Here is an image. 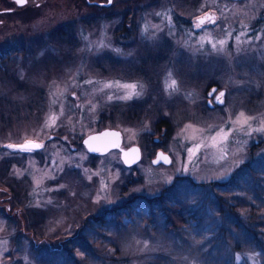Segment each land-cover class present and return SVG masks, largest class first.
<instances>
[{"label": "rangeland", "instance_id": "374dc122", "mask_svg": "<svg viewBox=\"0 0 264 264\" xmlns=\"http://www.w3.org/2000/svg\"><path fill=\"white\" fill-rule=\"evenodd\" d=\"M207 11L218 19L196 29ZM106 127L142 159L89 152ZM261 127L264 0L15 14L0 28V264H264ZM159 148L172 164H153Z\"/></svg>", "mask_w": 264, "mask_h": 264}, {"label": "water", "instance_id": "95a60500", "mask_svg": "<svg viewBox=\"0 0 264 264\" xmlns=\"http://www.w3.org/2000/svg\"><path fill=\"white\" fill-rule=\"evenodd\" d=\"M111 2H112V0H111ZM216 17H217V14L215 12L214 13L207 12L206 14L201 15L197 18V26L199 27V26L203 25L205 20H207L209 18H210L211 22L214 23L216 21ZM201 20H203L202 24H201ZM217 89H218V86H216V85L213 86L211 88V90L209 91V96L212 97ZM225 92H226V89H221L218 92L217 96H220L221 93L225 94ZM209 101L211 102V99H209ZM160 140H161V138L158 136H156L154 138V141H156V142H159ZM26 143H23L21 145H24ZM33 143L39 144L38 142H33ZM83 143L86 146V148L88 149V151H90L92 153L104 154V153L109 152L111 149H115V148L120 149L121 150V159L126 166H133L142 159V148H141V146L138 144H133V145H130L128 147H124L122 145L123 144V133L120 129H117V128L106 127V128H103L99 131L90 133L89 135L84 137ZM31 148L38 149L35 147H31ZM93 149H95V150H93ZM152 162L154 165H159V164L170 165L173 162V157L171 156V154L169 152L163 150L162 148H159L157 150L156 155L153 158ZM1 191H7L9 196H7L6 199L7 200L11 199L10 191H8V190H6V188L0 186V192ZM1 201H2V199H1ZM1 201H0V205L2 203ZM9 208H11L10 204H9ZM9 208H8V210L10 211L11 209H9ZM19 210L22 211L21 208H19ZM16 212H17V210H16Z\"/></svg>", "mask_w": 264, "mask_h": 264}, {"label": "flooded vegetation", "instance_id": "af4514ba", "mask_svg": "<svg viewBox=\"0 0 264 264\" xmlns=\"http://www.w3.org/2000/svg\"><path fill=\"white\" fill-rule=\"evenodd\" d=\"M50 1L51 0H26V2L21 5V4L17 3V0H0V28L3 27L7 23V21L10 20L12 18V16H14L15 14L27 13V12H31V11H35V10L44 8L46 5H48V3ZM68 1H70V3L72 5H74L75 7L80 8L83 6H87L89 8H94L98 11H108L110 9H115L116 7H120L122 5H125L126 3H130V2H134V1H140V0H134V1H131V0H112L111 3H109L108 0H68ZM207 12L214 13L215 11H207ZM206 13H204V14H206ZM204 14H202V15H204ZM199 16H201V15H198L196 17L195 21L193 22L194 27L196 29H199V28L201 29V28L207 26L208 24H210L211 20L209 18V19L205 20L203 25L198 27L197 26V18ZM216 18L218 19V15ZM211 87H213V85H211ZM221 89H224V88H218L212 97H210L208 95L209 96V98L207 99L208 105H210L211 107H214L217 104H223L224 103L227 90H226L225 94L217 96L218 92ZM209 99H211V102L209 101ZM35 150H37V149H35ZM1 193H0V199H2V201H4L3 199L7 198V192H6V195H2ZM10 207H12V205H10Z\"/></svg>", "mask_w": 264, "mask_h": 264}, {"label": "snow or ice", "instance_id": "6c2138e0", "mask_svg": "<svg viewBox=\"0 0 264 264\" xmlns=\"http://www.w3.org/2000/svg\"><path fill=\"white\" fill-rule=\"evenodd\" d=\"M26 2V0H17V3H19V4H24ZM108 2L109 3H111V0H108ZM203 23V20H201V24ZM224 43V41H221V44H223ZM175 81H173L172 82V85L171 86H174L175 85ZM107 87H111L112 85L111 84H109V85H106ZM120 87H122V88H124V89H131L132 91H129L123 98L124 99H130L134 94H136V95H139V93H135V89H136V85L135 84H124V85H120ZM220 95H223V93H221ZM241 115V117H243L244 116V113H241L240 114ZM53 119V121L55 120V117H53L52 118ZM244 123H247V119H245L244 121H243ZM257 131H262V132H264V127H261L260 129H257ZM107 135V134H106ZM218 135H219V133H218ZM225 139L227 138V134H225V137H224ZM215 139V138H214ZM9 147H15V146H13V145H9ZM22 150H30V148L31 147H35V148H39V147H42V145H40V144H34L32 141H28L26 144H24V145H20L19 146ZM93 150H95V149H93Z\"/></svg>", "mask_w": 264, "mask_h": 264}, {"label": "trees", "instance_id": "16d2710c", "mask_svg": "<svg viewBox=\"0 0 264 264\" xmlns=\"http://www.w3.org/2000/svg\"><path fill=\"white\" fill-rule=\"evenodd\" d=\"M167 219L173 226L182 225L185 223L184 216L179 211L178 204H171L167 209Z\"/></svg>", "mask_w": 264, "mask_h": 264}]
</instances>
